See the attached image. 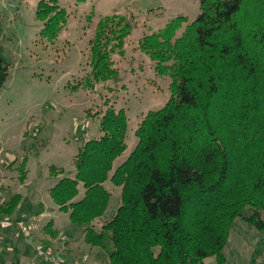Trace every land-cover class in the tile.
<instances>
[{
	"label": "trees",
	"instance_id": "trees-1",
	"mask_svg": "<svg viewBox=\"0 0 264 264\" xmlns=\"http://www.w3.org/2000/svg\"><path fill=\"white\" fill-rule=\"evenodd\" d=\"M195 1L200 13L193 22L185 25L187 20L177 17L139 44L155 71L169 78L170 96L142 118L133 150L113 167L126 149L127 118L123 109L109 107L100 118V136L78 149L74 177L47 190L106 264H203L210 257L225 264L234 220L246 207L264 216V128L246 123L254 101H264V0ZM36 17L41 36L49 39L66 22L56 0H39ZM130 31L124 16L98 20L90 41L93 83L117 80L111 56L122 53ZM8 74L0 59V90ZM18 170L22 177L23 162ZM107 181L119 189L120 203L95 231L93 222L110 200ZM79 186L83 194L74 201ZM19 202L13 195L3 203L0 218L16 221L23 214ZM249 221L264 230L254 216ZM50 226L42 230L51 237ZM23 239L48 246L35 237L31 243Z\"/></svg>",
	"mask_w": 264,
	"mask_h": 264
},
{
	"label": "rangeland",
	"instance_id": "rangeland-1",
	"mask_svg": "<svg viewBox=\"0 0 264 264\" xmlns=\"http://www.w3.org/2000/svg\"><path fill=\"white\" fill-rule=\"evenodd\" d=\"M56 1L66 13V22L57 36L49 39L40 34L42 22L36 17L39 0H0V59L9 68L0 90V207L13 195H19L20 213L38 217L42 228L51 222L53 235L40 230L36 240L48 243L47 248L56 254L77 259L86 256L87 264H106L105 255L83 242L81 227L70 225L68 214L53 203L47 189L61 178L74 177V157L88 140L100 136V118L109 107L123 109L127 118L125 151L133 150L137 143L135 130L142 118L161 109L170 96L169 78L155 71L154 63L139 44L177 17H184L185 25L193 22L200 13L199 3ZM114 15L124 16L131 28L122 53L114 51L111 56L117 80L93 83L90 41L98 20ZM253 104L256 109L246 123L263 129L264 101ZM21 162L22 177L18 170ZM104 188L110 200L104 215L93 222L95 231L112 217L120 203L118 188L108 181ZM82 192L79 186L78 195ZM78 195L74 201L80 198ZM253 216L264 222L263 214L250 207L234 220L223 251L225 264H264V230L249 221ZM23 237L15 227L0 231V264H14L16 257L17 264H47ZM203 264L218 261L210 257Z\"/></svg>",
	"mask_w": 264,
	"mask_h": 264
},
{
	"label": "built area",
	"instance_id": "built-area-1",
	"mask_svg": "<svg viewBox=\"0 0 264 264\" xmlns=\"http://www.w3.org/2000/svg\"><path fill=\"white\" fill-rule=\"evenodd\" d=\"M39 223L40 220L37 217H28L22 214L16 221H11L6 217L0 218V229L8 230L15 227L23 234L27 242L31 243L33 237H36L35 234L42 230ZM35 251L37 255L47 261L48 264H87L86 257H82L71 263L63 258L64 254H56V252H52L50 248L42 244H37V246H35Z\"/></svg>",
	"mask_w": 264,
	"mask_h": 264
},
{
	"label": "crops",
	"instance_id": "crops-1",
	"mask_svg": "<svg viewBox=\"0 0 264 264\" xmlns=\"http://www.w3.org/2000/svg\"><path fill=\"white\" fill-rule=\"evenodd\" d=\"M129 153L130 152H127V151H124V153L122 154V156L120 157V158H118V159H116L115 160V162H114V166L113 167H117L120 163H122L124 160H125V158L129 155ZM123 157H125V158H123ZM123 158V159H122ZM122 159V160H121ZM108 182H110V181H108ZM107 183V182H106ZM105 183V184H106ZM111 183V182H110ZM105 184H104V187H105ZM50 188V187H49ZM48 190V189H47ZM82 194H83V192L81 193V194H79V195H81L80 196V198L82 197ZM78 195V196H79ZM0 197H1V193H0ZM38 218V217H37ZM42 228V227H41Z\"/></svg>",
	"mask_w": 264,
	"mask_h": 264
}]
</instances>
